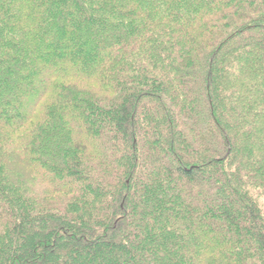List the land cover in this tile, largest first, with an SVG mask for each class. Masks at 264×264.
Instances as JSON below:
<instances>
[{"label": "trees", "instance_id": "obj_1", "mask_svg": "<svg viewBox=\"0 0 264 264\" xmlns=\"http://www.w3.org/2000/svg\"><path fill=\"white\" fill-rule=\"evenodd\" d=\"M0 264H264V0H0Z\"/></svg>", "mask_w": 264, "mask_h": 264}]
</instances>
